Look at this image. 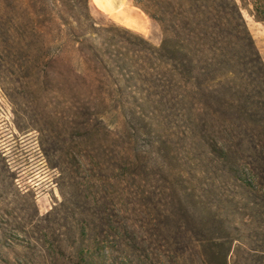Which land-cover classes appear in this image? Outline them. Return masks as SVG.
<instances>
[{
    "label": "trees",
    "instance_id": "1",
    "mask_svg": "<svg viewBox=\"0 0 264 264\" xmlns=\"http://www.w3.org/2000/svg\"><path fill=\"white\" fill-rule=\"evenodd\" d=\"M148 1L151 5L136 4L159 23L160 45L127 28L99 24L91 0H0L1 83L6 69L18 82L81 102L80 149L73 157L90 176L77 193L75 229L64 232L72 245L68 260L121 264L126 250L134 248L143 264H173L196 248L184 243L177 248L183 254L172 258L165 244L159 252L151 249L153 229L147 226L148 236L139 242L134 227L115 218V200L108 192L112 184L104 171L116 167L128 176L130 184L121 190L132 203L140 155L133 142L106 125L95 101L106 105L116 96L134 98L138 86H127L128 92L122 81L143 71L155 78L145 89L155 90L158 103L182 122L193 152L199 151L195 162H206L205 170H196L206 176L196 175L190 189L194 197L207 198L208 238L227 244L220 264H230L232 249L264 257V59L244 16L247 10L264 21V0ZM148 60L154 61L150 67L140 64ZM112 105L123 109L122 102ZM92 114L96 126L107 128L105 140L86 118ZM229 186L234 188L230 196ZM178 237L189 242L183 225ZM52 244L56 252L67 253L63 244Z\"/></svg>",
    "mask_w": 264,
    "mask_h": 264
},
{
    "label": "rangeland",
    "instance_id": "2",
    "mask_svg": "<svg viewBox=\"0 0 264 264\" xmlns=\"http://www.w3.org/2000/svg\"><path fill=\"white\" fill-rule=\"evenodd\" d=\"M143 1L151 5L148 0ZM91 12L101 25L127 28L154 45L162 42V29L153 18L158 27L144 36L94 6ZM244 16L264 59V21H258L247 10ZM93 38L99 44L97 37ZM152 62L140 64L148 68ZM1 74L4 84L0 81V264H72L68 260L72 254L71 240H67L64 232L75 229L74 223L79 218L78 211L75 212L77 193L90 176V171L75 166L73 157L80 149L81 102L73 95L50 94L43 88L18 82L16 75L6 69ZM144 74L143 71V76L122 81L125 87L138 86L134 98L129 94L116 96L106 105L95 101L99 112H104L106 125L112 126L123 141L133 142L140 155L139 176L135 181L137 196L132 203L127 202L121 190L130 184L128 176L116 167L104 171L112 184L108 192L115 200V218L131 224L139 242L142 236H148L147 226L153 229L156 239L151 249L159 252L157 248L165 244L172 258L176 252L183 254L177 248L184 243L196 247L175 257L178 262L173 264H205L206 260L209 264H220L227 244L208 238L210 218L203 203L207 198L194 197L190 189L196 175L206 176L196 171L205 170L202 164L206 162L204 159L195 162L197 155L201 158L199 151L193 152L187 134L180 127L182 122L158 103L155 90H147L155 78ZM121 102L123 109L115 110L112 104ZM86 118L94 124L93 131L105 140L107 128L95 125L94 114ZM228 189L232 192L224 191L233 195L234 188ZM181 225L188 230L189 242L178 237ZM53 242L63 244L67 253L56 252ZM126 251L128 257L121 264H143L138 249ZM228 260L230 264H264V257L249 256L243 249L235 252L232 249Z\"/></svg>",
    "mask_w": 264,
    "mask_h": 264
},
{
    "label": "crops",
    "instance_id": "3",
    "mask_svg": "<svg viewBox=\"0 0 264 264\" xmlns=\"http://www.w3.org/2000/svg\"><path fill=\"white\" fill-rule=\"evenodd\" d=\"M92 5L108 14L116 22L148 36L157 24L134 0H91Z\"/></svg>",
    "mask_w": 264,
    "mask_h": 264
}]
</instances>
